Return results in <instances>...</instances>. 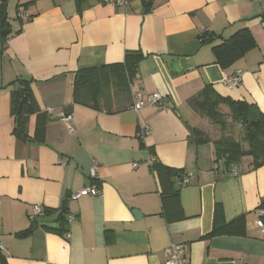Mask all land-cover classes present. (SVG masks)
<instances>
[{
    "label": "crops",
    "instance_id": "1",
    "mask_svg": "<svg viewBox=\"0 0 264 264\" xmlns=\"http://www.w3.org/2000/svg\"><path fill=\"white\" fill-rule=\"evenodd\" d=\"M6 12L0 264H166L170 243L186 245L189 264H264V165L254 169L246 155L232 164L236 174L226 172L221 162L215 168L212 142L190 139L191 127L218 137L190 104L206 85L264 113V0H7ZM242 27L255 46L222 68L212 46ZM203 32L210 42L200 41ZM128 51L143 55L128 88L111 89L99 109L73 102L77 70L122 62ZM236 73L240 83L227 87ZM20 79L31 82L47 114L43 140L34 138L36 114L28 116L26 138L13 133L10 92ZM153 92L165 108L131 107ZM59 113L70 114L71 125ZM144 124L150 133L141 140ZM93 184L98 195L69 199ZM215 203L223 232L210 235ZM33 205L46 213L30 218ZM64 208L73 219L58 233Z\"/></svg>",
    "mask_w": 264,
    "mask_h": 264
},
{
    "label": "trees",
    "instance_id": "2",
    "mask_svg": "<svg viewBox=\"0 0 264 264\" xmlns=\"http://www.w3.org/2000/svg\"><path fill=\"white\" fill-rule=\"evenodd\" d=\"M6 4L7 0H0V44L6 36L1 31L8 27ZM199 38L201 42L211 41L210 35L206 32L201 33ZM254 46L255 41L250 30L242 27L224 41L214 44L212 53L215 62L222 68H226ZM142 57L143 55L138 51H128L122 62L77 70L74 74L73 102L95 109H99L100 99L109 103L111 89L128 88ZM15 82L19 87H14L10 92V113L14 118L13 133L22 139L26 138L28 116L36 114L34 138L43 140L47 114L40 112L32 92L31 82L24 79ZM190 104L200 116L219 128L220 135L213 140L200 128H190V139L193 143H213L215 168H218L217 162H221L225 171L228 172L232 164L237 163L242 156L246 155L252 157L251 165L254 169L264 165V113L254 104L222 97L210 85L202 88L190 100ZM220 105L227 106L228 111L223 112ZM235 124L240 126L238 138L233 134ZM152 165L156 166L154 161ZM166 171L170 175L171 172L168 169ZM66 214V209H61L57 218L59 225L55 229L58 233H63L65 230ZM235 221L242 223V218H237L229 225L232 226ZM222 222V206L220 203H215L213 229L210 235L223 232L221 224L224 223Z\"/></svg>",
    "mask_w": 264,
    "mask_h": 264
},
{
    "label": "built area",
    "instance_id": "3",
    "mask_svg": "<svg viewBox=\"0 0 264 264\" xmlns=\"http://www.w3.org/2000/svg\"><path fill=\"white\" fill-rule=\"evenodd\" d=\"M102 2H111L114 3L117 6H125L128 3V0H101ZM27 15L24 14L22 11L19 12V17L23 18ZM241 81V74L236 73L233 76L226 79V85L229 88H234L238 86V84ZM145 105L148 106H157L160 108H165L166 104L163 102L161 95L158 92H153L149 94L145 100L136 99L134 100L132 104V108L135 111L141 110ZM48 112H52L51 108L47 109ZM58 117L62 120H65L71 125V115H65L63 113H59ZM150 133V127L147 124L141 125L138 131V137L143 140L148 134ZM150 163L153 162V159H150ZM61 163V161H60ZM136 166V164H135ZM229 172L236 174L237 173V167L232 166L229 169ZM89 176L93 179L96 178V166H92L89 170ZM188 182L187 177H182L180 179V184H186ZM100 193V190L93 184L90 186H85L69 195V199L76 200L81 196L85 195H98ZM44 215V209L41 205H33L32 206V214L30 215V218H33L35 216H42ZM66 221L70 222L73 219V216L67 213L66 215ZM258 226L263 227V223L261 220L257 221ZM66 236H69L68 233H66ZM164 255H165V263L166 264H189L188 258H187V247L184 243H170L168 246L164 248Z\"/></svg>",
    "mask_w": 264,
    "mask_h": 264
},
{
    "label": "rangeland",
    "instance_id": "4",
    "mask_svg": "<svg viewBox=\"0 0 264 264\" xmlns=\"http://www.w3.org/2000/svg\"><path fill=\"white\" fill-rule=\"evenodd\" d=\"M239 128H240V126L238 124H235L234 125V128H233L234 133L233 134H234V136L236 138L239 137ZM212 130H213L212 136H219L220 135V133H219L220 131H219V128L218 127L214 126Z\"/></svg>",
    "mask_w": 264,
    "mask_h": 264
},
{
    "label": "water",
    "instance_id": "5",
    "mask_svg": "<svg viewBox=\"0 0 264 264\" xmlns=\"http://www.w3.org/2000/svg\"><path fill=\"white\" fill-rule=\"evenodd\" d=\"M1 33H2L3 35H6V31H1ZM15 87L18 88L19 85L16 84ZM133 213H134V215H135L136 217H139V216H140V212L137 211V210H134Z\"/></svg>",
    "mask_w": 264,
    "mask_h": 264
}]
</instances>
